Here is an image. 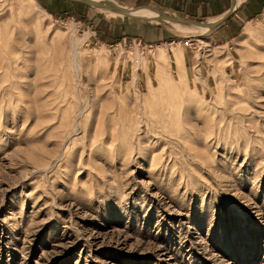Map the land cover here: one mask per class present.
Here are the masks:
<instances>
[{"label": "rangeland", "instance_id": "obj_1", "mask_svg": "<svg viewBox=\"0 0 264 264\" xmlns=\"http://www.w3.org/2000/svg\"><path fill=\"white\" fill-rule=\"evenodd\" d=\"M45 1L0 0V264H264V0Z\"/></svg>", "mask_w": 264, "mask_h": 264}, {"label": "crops", "instance_id": "obj_2", "mask_svg": "<svg viewBox=\"0 0 264 264\" xmlns=\"http://www.w3.org/2000/svg\"><path fill=\"white\" fill-rule=\"evenodd\" d=\"M124 2L128 7H137L140 5L161 7L167 12L172 10L175 14L181 13L187 20L196 21L201 16H206V18L207 16L213 17L219 12L229 11V7L232 6L231 0H124ZM44 4L52 13H62L68 10L67 1L46 0ZM217 5L219 8H217ZM96 21L100 31L107 38L111 39L117 37L118 39L128 40L132 36H135V39L140 38L149 42L163 40L162 43H164L170 36V31L164 24L161 25L160 22H156L152 18L130 13H126L123 16H116L115 18L103 16ZM203 21H207V19ZM208 24H211V22H208ZM214 27L215 25L212 26V28Z\"/></svg>", "mask_w": 264, "mask_h": 264}, {"label": "bare ground", "instance_id": "obj_3", "mask_svg": "<svg viewBox=\"0 0 264 264\" xmlns=\"http://www.w3.org/2000/svg\"><path fill=\"white\" fill-rule=\"evenodd\" d=\"M14 1V3L18 6V7H20V8H23V7H25V5H26V2H27V0H13ZM32 1H34V3H36L35 2V0H32ZM86 1H88V0H86ZM91 1H93V0H91ZM96 1V0H95ZM89 2V1H88ZM94 2V1H93ZM37 4V3H36ZM37 6V5H36ZM236 6V5H235ZM117 8L119 9V6H117ZM138 10H140V9H138ZM144 10H147V8L146 9H144ZM148 11H151V10H148ZM142 12H143V10H142ZM142 12L141 11H137V12H135L136 14H139V15H141V16H143V17H149L150 16V18H153V17H158L159 16V14L157 13V12H154V11H151V12H154L153 14H150L149 16H147L146 14H142ZM127 13H131V14H133V12L132 11H127ZM200 22H204V21H200ZM209 25V27L210 26H212L213 25V23L212 24H208ZM205 26H207V25H205ZM72 44V49H73V62H74V64L78 61V58H79V50L77 49V47L74 45V43L72 42L71 43ZM179 54V53H178ZM76 66V65H75Z\"/></svg>", "mask_w": 264, "mask_h": 264}]
</instances>
